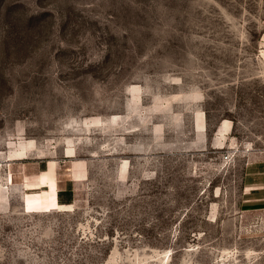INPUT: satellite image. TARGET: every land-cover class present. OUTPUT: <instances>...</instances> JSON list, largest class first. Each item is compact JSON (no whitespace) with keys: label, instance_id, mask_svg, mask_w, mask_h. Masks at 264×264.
<instances>
[{"label":"rangeland","instance_id":"374dc122","mask_svg":"<svg viewBox=\"0 0 264 264\" xmlns=\"http://www.w3.org/2000/svg\"><path fill=\"white\" fill-rule=\"evenodd\" d=\"M259 162L264 0H0V264H264Z\"/></svg>","mask_w":264,"mask_h":264},{"label":"crops","instance_id":"0c3cea01","mask_svg":"<svg viewBox=\"0 0 264 264\" xmlns=\"http://www.w3.org/2000/svg\"><path fill=\"white\" fill-rule=\"evenodd\" d=\"M255 167L264 169V162L255 164L251 169L248 168L250 171L247 172V183L244 190L246 198L243 201L248 208L258 207L264 210V176H260V174L255 176L256 173L252 171Z\"/></svg>","mask_w":264,"mask_h":264}]
</instances>
